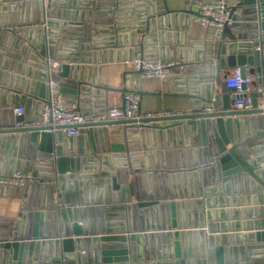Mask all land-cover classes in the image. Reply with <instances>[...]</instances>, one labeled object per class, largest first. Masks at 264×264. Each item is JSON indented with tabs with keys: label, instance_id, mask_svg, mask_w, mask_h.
I'll list each match as a JSON object with an SVG mask.
<instances>
[{
	"label": "water",
	"instance_id": "water-1",
	"mask_svg": "<svg viewBox=\"0 0 264 264\" xmlns=\"http://www.w3.org/2000/svg\"><path fill=\"white\" fill-rule=\"evenodd\" d=\"M50 1L53 4L58 3L57 0ZM119 1L110 0L106 3L102 0H90L86 6L93 9L83 12L80 22H77L75 16V22L55 28L52 27L55 25L47 19V26L37 29L38 39L35 44L38 46V55L43 60L44 67L46 68L44 61L46 57L69 61L61 63L58 71L52 73V77L60 82L63 92L65 91L64 87H77V84L73 83L71 79L72 71L77 69L75 63L80 60L81 62L90 61L93 55L90 48L97 47L100 44L98 40L103 39V37H94V39L90 37V32L91 34L93 31L94 34L99 33L95 31V24L98 22L109 24L106 33L112 35L122 28L117 20L118 11L113 9ZM137 2L140 7L148 10L143 13L145 16L138 25L146 26L149 15H152L148 27L149 35L147 38L146 36L143 38V44L153 43L154 49L157 40L152 25L155 22L162 24V18H165L166 15L175 18L180 13L199 15V12L192 9H170L166 0L165 9L162 11L156 10L154 0H138ZM35 4L39 5L38 0H23L22 3L23 7L29 8L27 21L30 24L36 22L31 17V7ZM108 4L111 6L110 9L104 10L103 5ZM49 14L52 15L51 11ZM156 14L160 16V19H155ZM101 16H103L102 19H99ZM85 19L87 22L84 21ZM228 26L236 30L232 36L220 43L216 62L213 63L214 65H209L211 70L216 71L217 75L214 78H220L222 67L249 64L253 67L252 76L260 74L261 78L258 80L264 85V0H240L232 11V23ZM72 29L75 32L71 31V33L79 35L76 39L74 37L75 45L72 46L71 51H60L58 42L60 40L63 43L68 41L64 34L70 33L69 30ZM1 30L0 28V33ZM22 30L17 34L13 44L16 50L27 46L24 43L25 39L30 43H33L34 40L36 29ZM136 30L138 29L136 28ZM138 33H142V30L139 29ZM83 36L86 41H92V44L78 43L83 41ZM140 40L138 39V42ZM143 53L148 58H157L156 56L150 57L146 52ZM189 70L187 68V71ZM208 79L209 76L201 77L200 81L205 82L201 93L198 91L199 93L195 92L189 95L194 99L190 112L133 121L118 119L83 124L82 133H86V127L94 128L92 134L94 138L100 136V132H102V130L96 129L99 126L120 125L118 130H109L108 133L123 134L122 142H104L98 148L93 147L92 150H89V154L85 158L80 156L84 152L82 149L80 155H72L74 153H67L65 147L60 145L61 129L68 127L67 125H58L55 128L53 126L19 125L18 123L26 121L25 115L14 117L11 106L8 123L0 126V143L2 142L4 145L6 142L5 145L9 144L14 147L21 145V153L13 150L12 156L18 158L26 156L30 161L32 160L35 168L33 178L36 179H28L26 186L22 189L0 187L1 191L17 195L24 189L32 191L33 188H37L39 192L40 189L56 188L58 181L63 188L70 186L68 174L74 168L76 169V166L80 168L81 163L90 161L95 164L91 166L95 173L92 176H86L87 181L84 182L86 190L89 191L92 185L94 188H100L101 192L105 188L108 189L106 198L103 200L105 202L119 201L122 205L111 208L122 212L121 214H108L106 218L109 221H105L107 226L105 230L99 232L100 236L91 239L88 236L89 233H94V227L90 220L87 222L85 219L79 218V209L59 207L58 203H54L53 198L50 202L45 200L40 202L37 196L33 208L30 206V202L26 204L27 215L23 214L20 219L0 218V264H264V224L256 233L247 232L242 236L236 235L235 243L240 245L226 247L223 245L225 238L215 235L219 228L225 232L227 227L225 223L217 222L216 212L209 209L211 197H206L201 201L194 200L190 205L189 219L181 223V225L191 228L200 226V230H196L194 233L190 231L180 233L177 228L181 225L175 220L170 225L164 223L165 212H163L162 205L159 207L158 199L141 198L134 192V189L130 190L129 187L122 185L128 182L129 174L135 173L131 168L133 155L130 147V142L135 134L143 132L144 129H164V126L158 127L159 125L155 124L165 120H187L183 128L187 133L196 132V137H193L192 140H197L196 142L199 144L207 146L208 157L207 160L195 167L173 171H184L185 173L189 170L200 171L205 176V183L208 186L203 189L202 197L216 193L221 195L231 192L238 193L239 190L247 191L252 187L256 193L259 191L255 199L259 200L257 203L262 204L259 210L260 215L264 217V168H260L258 165L261 160H264V106L259 107V98H264V93H252V108L235 109L233 108L235 95L231 96L229 93L230 90L234 91V88H228L223 82L222 91L217 94L213 83H207ZM121 92V108L123 109L126 104L127 87ZM138 93L142 99L145 94L159 95L161 92L141 91ZM5 103L7 105V101ZM205 108H209V110H204ZM137 121L150 122V125L139 128ZM38 151L40 156H38ZM7 154L11 155L9 150ZM43 165L45 166L44 170L41 169ZM20 168L17 167V169ZM28 170L30 171V169ZM43 172L51 173L44 175ZM73 176L80 177V175ZM44 178L54 179V185L44 182ZM89 178L97 179L93 181ZM236 186L240 189H237ZM186 188L187 186H185ZM185 194H189L187 189ZM245 199L249 200V195ZM99 200V202H103L102 199ZM191 213L192 219H190ZM160 214H162L163 220L161 224L156 223ZM172 214H175L174 209H172ZM223 215L224 212L221 216L224 217ZM28 216L31 220L29 224L26 223ZM58 216L60 218L58 224L56 222V239H52L54 233H52L51 222L55 221ZM166 228H169L168 230L176 229L171 232ZM192 234H195L193 246ZM241 240L246 245L240 243ZM92 241L94 243L93 250L89 251L88 248ZM46 243L50 247L54 245V249L44 254L41 249Z\"/></svg>",
	"mask_w": 264,
	"mask_h": 264
},
{
	"label": "crops",
	"instance_id": "crops-1",
	"mask_svg": "<svg viewBox=\"0 0 264 264\" xmlns=\"http://www.w3.org/2000/svg\"><path fill=\"white\" fill-rule=\"evenodd\" d=\"M57 4L48 1L44 6L42 2L39 5L31 7V17L35 23L30 24L27 21L29 17V8L22 6L23 0H0V126H4L9 121V109L13 105H23L25 107L26 120L33 119L39 116L43 102L47 99V87L45 84L47 69L44 67L43 60L38 55V46L35 44L38 39L37 29L43 26V23L48 19L55 26L63 27L64 24L80 22L82 13L92 10L86 6L90 0H57ZM62 1V3H61ZM99 1V0H97ZM138 0H120L117 6L113 7L117 10V20L119 21L120 30L116 34L106 33L107 23L98 22L95 24L96 32H90V37H103L98 40L100 43L97 47H91L93 52L90 61L75 63V69L71 73L73 83L77 87H64V93L68 96L69 105H75L78 110L84 113H92L107 109L115 105L122 104V92L127 87V91L134 90L137 92H161L159 95L145 94L141 99V110L143 112H162V111H183L190 112L194 101L189 95L201 93L205 82H201L202 76H209L207 83L212 82L217 94L221 93L223 82L227 76L232 74L234 67H222L220 78H214L217 74L214 69H210L209 65L216 62V56L220 49V43L225 41L229 36H232L236 29L225 26L219 39L217 38L216 28L213 26L204 27L196 19V15L192 13H180L178 17L165 16L162 19V24L155 22L153 30L155 31L154 49L153 43L146 42L143 44V38L149 35V23L151 16L149 15L148 24L140 26L138 23L143 20L145 12L148 10L140 7ZM208 0H166L170 9H192L198 12V3ZM215 1V0H214ZM232 7V11L240 0H224ZM102 2H110V0H102ZM156 10L162 11L165 9V0H154ZM39 6V7H38ZM29 7V6H28ZM111 6L103 5V9H110ZM139 9V11L137 10ZM38 11V12H37ZM51 11L52 15L49 14ZM37 12V14H36ZM48 13V15H46ZM103 16H101L102 19ZM155 19H160L159 15L154 16ZM32 18V19H33ZM37 20H36V19ZM94 19L96 17H93ZM39 19V21H38ZM146 17L144 18V20ZM23 21V22H21ZM87 22V20H84ZM15 24H26L27 28L36 29L34 32L33 43L24 41L27 46L20 50L14 48V42L18 32L9 30V26ZM138 25V26H137ZM69 26V25H68ZM137 26V27H136ZM26 28V29H27ZM142 33H138V30ZM24 31V29L22 30ZM70 33H65L68 41L58 42L60 51H71L75 45V39L79 37L75 30H69ZM137 31V32H136ZM85 45L92 44V41H86L83 36ZM145 38V39H146ZM138 39H141L138 42ZM67 40V39H66ZM64 44V47H62ZM147 48H146V47ZM159 47V48H157ZM88 49V48H87ZM138 51L146 52L150 57L161 59H181L186 67L183 70H176L174 76L162 79L159 77L140 78L138 73L133 70L130 63L133 55ZM61 63H68V60L58 58ZM214 65V64H213ZM205 72H203V70ZM187 68L190 70L187 71ZM214 78V79H213ZM199 91V92H198ZM229 93L234 95V91ZM7 101V105L5 103ZM187 120H165L160 122V126L164 129L152 128L144 129L143 132H138L130 142L132 157L131 168L134 174L127 176V183L123 186L129 187L141 198L158 199L159 207H163L164 223L170 225L173 220L181 225L189 219L191 211V203L194 200H203L206 197H211L210 210L216 212V221L226 224L225 232L222 228L216 231L215 235L224 237V246L234 247L240 244L235 243V236L247 232L256 233L260 231L264 224V217L260 215L259 200L255 197L259 194L249 188L247 191L239 190V192H231L214 194L211 196L201 193L208 186L205 183V176L200 171L189 170L186 173L173 171L175 169H189L197 164L207 160V146L201 145L197 140L196 132L187 133L185 128ZM120 125L99 126L96 129L102 130L100 136L94 138V128H86V133L81 136L69 135L63 130L60 132V145L65 147L67 153L72 155H80V150L84 152L83 158L88 156L89 150L93 147H99L105 143H119L123 141V134H109V130H118ZM85 135V136H83ZM0 143V175L10 174L17 167L24 171L28 179L33 178L35 168L33 161L25 157H13L12 153H21L22 146H9ZM9 150V154L8 153ZM11 150V151H10ZM38 151V156L39 155ZM74 157V156H73ZM93 162L81 163L80 168L72 170L68 174L70 186L62 187V184L56 182V188L49 189L33 188L29 191L21 192L20 194L4 193L0 190V218L4 219H20L26 213L25 206L30 202V206L34 205L38 196L40 202L42 200L58 203L59 207L66 206L69 208H77L80 210L79 218L89 220L94 227V233H89L88 237L94 238L100 236L107 227L105 221H109L106 216L108 214H121V210H115L111 207L120 206L119 201L105 202L108 189L102 190L99 188H89L86 190V176H92L95 172L91 169L94 166ZM44 165L41 169L44 170ZM87 169H86V168ZM30 169V171L28 170ZM79 170V171H78ZM51 173V172H50ZM49 172H43L44 175H50ZM185 174V176H184ZM73 175H80L74 177ZM73 176V177H72ZM95 180L97 178H89ZM35 181V180H34ZM44 182L51 185L55 183L54 179L44 178ZM74 181V184H73ZM76 182V183H75ZM210 184V183H208ZM185 186L189 194H185ZM210 187V186H209ZM237 189H240L236 186ZM128 189V192L130 190ZM243 191V192H241ZM189 195V196H187ZM249 195V200L246 197ZM246 196V197H245ZM102 199L103 202H99ZM53 203V202H52ZM110 207V208H108ZM33 208V207H32ZM174 209V215L172 214ZM245 210V211H244ZM33 212V211H32ZM224 212V217L221 216ZM28 216L26 223L31 220ZM58 218L51 222L54 236L56 239V222ZM192 219V213L191 217ZM84 220V221H85ZM157 220V218H156ZM154 220V222H156ZM162 214L158 217V222L162 223ZM60 224V223H59ZM60 227V225H58ZM180 233L192 232L200 230L199 228H191L189 226H178ZM167 230L169 228H166ZM176 228H171L173 232ZM165 230V229H161ZM166 230V231H167ZM195 234L191 235L192 246L195 244L193 239ZM222 241V240H221ZM240 243L246 245L241 240ZM94 243H90L89 251L93 250ZM86 248V246L84 245ZM54 245H43L44 254L48 251H53Z\"/></svg>",
	"mask_w": 264,
	"mask_h": 264
},
{
	"label": "built area",
	"instance_id": "built-area-1",
	"mask_svg": "<svg viewBox=\"0 0 264 264\" xmlns=\"http://www.w3.org/2000/svg\"><path fill=\"white\" fill-rule=\"evenodd\" d=\"M44 6L50 0H38ZM199 15L196 19L204 26H213L216 28L217 38L219 39L225 26L232 23V7L224 0H208L198 3ZM46 27V22L43 23ZM26 24H15L9 26V30L18 32L26 29ZM47 76L45 84L47 87V99L43 102L39 116L18 123L23 126H53L67 125L62 128L64 132L73 136H81L83 124L89 122H101L106 120H139L141 118L161 117L170 115H179L183 111H162V112H143L140 109L141 97L137 91L129 90L125 93L126 104L122 109L121 104L113 107L102 109L101 111L84 113L75 105H69L68 96L61 90L60 82L52 77V73L58 71L61 62L58 58H44ZM132 68L140 78L159 77L166 79L174 76L176 70H183L186 64L181 59H151L144 55L142 51L135 53L130 61ZM253 67L249 64L237 65L234 67L232 74L226 77L225 83L228 88H234L235 98L233 99V108L245 109L253 107V92L264 93V85L259 82L260 74L252 76ZM264 106V98H259V107ZM209 110L205 108L204 110ZM25 107L15 105L12 107L14 117L23 115ZM138 127L150 125V122L137 121ZM89 128V127H86ZM260 168H264V160L258 163ZM28 180L27 174L20 170L14 169L10 174L0 175V187L24 188Z\"/></svg>",
	"mask_w": 264,
	"mask_h": 264
}]
</instances>
